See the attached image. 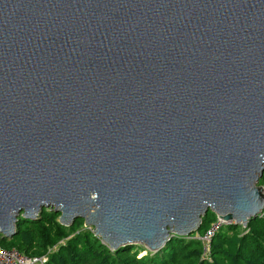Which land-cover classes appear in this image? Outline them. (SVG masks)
Wrapping results in <instances>:
<instances>
[{"label":"water","instance_id":"water-1","mask_svg":"<svg viewBox=\"0 0 264 264\" xmlns=\"http://www.w3.org/2000/svg\"><path fill=\"white\" fill-rule=\"evenodd\" d=\"M264 0H0V235L42 209L155 253L264 213Z\"/></svg>","mask_w":264,"mask_h":264},{"label":"trees","instance_id":"trees-1","mask_svg":"<svg viewBox=\"0 0 264 264\" xmlns=\"http://www.w3.org/2000/svg\"><path fill=\"white\" fill-rule=\"evenodd\" d=\"M258 185L264 189V173ZM58 218L59 213L52 209H42L29 221L19 215L15 235H0V248H13L28 257L50 251L47 264H264V213L245 228L233 223L221 227L211 239L208 259L202 257V243L194 237L203 236L216 220L211 211L202 217L195 233L173 236L155 253L139 245L110 250L93 229L84 227L82 219L66 227L59 224ZM142 251L146 254L139 256Z\"/></svg>","mask_w":264,"mask_h":264},{"label":"built area","instance_id":"built-area-1","mask_svg":"<svg viewBox=\"0 0 264 264\" xmlns=\"http://www.w3.org/2000/svg\"><path fill=\"white\" fill-rule=\"evenodd\" d=\"M232 222H224L216 217V220L210 225L209 229L201 237H194L199 239L202 243V257L209 258L210 242L215 233L223 226L229 225ZM92 230V228H88ZM93 231V230H92ZM40 257H28L15 249L5 250L0 248V264H47L48 254Z\"/></svg>","mask_w":264,"mask_h":264},{"label":"rangeland","instance_id":"rangeland-1","mask_svg":"<svg viewBox=\"0 0 264 264\" xmlns=\"http://www.w3.org/2000/svg\"><path fill=\"white\" fill-rule=\"evenodd\" d=\"M85 228L88 229V227H85ZM139 246H141V245H139ZM145 254H146V252L145 251H142V252H140L139 256H143Z\"/></svg>","mask_w":264,"mask_h":264},{"label":"clouds","instance_id":"clouds-1","mask_svg":"<svg viewBox=\"0 0 264 264\" xmlns=\"http://www.w3.org/2000/svg\"><path fill=\"white\" fill-rule=\"evenodd\" d=\"M93 229V228H92Z\"/></svg>","mask_w":264,"mask_h":264}]
</instances>
